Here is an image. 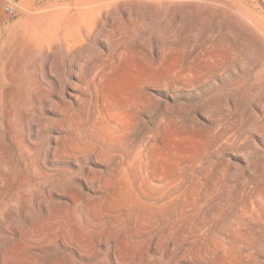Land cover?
Segmentation results:
<instances>
[{
	"label": "rangeland",
	"instance_id": "374dc122",
	"mask_svg": "<svg viewBox=\"0 0 264 264\" xmlns=\"http://www.w3.org/2000/svg\"><path fill=\"white\" fill-rule=\"evenodd\" d=\"M30 1L0 0V41L21 22ZM208 1L140 0L138 11L144 17H132L133 25L126 24L118 31L119 38L110 40L104 51L112 61L108 91L130 101L133 134L138 138L154 134L158 158L172 162L186 193H193L192 187L200 183L195 196L200 199L203 222L216 231L227 228L244 210L254 208L264 219V79L257 76L262 65L256 62V52L241 41V33L231 26L229 18L217 16L238 1L222 0L224 6L216 5L219 0L215 5H211L214 0ZM250 2H255L257 11L264 9V0ZM232 11L239 26L243 16L234 8ZM212 27L218 29L212 31ZM0 89L6 100L8 85H0ZM5 107L0 109V264H121L120 259L114 260L113 252H119L118 246L126 237L127 223L123 220L116 222L107 245H98L88 257L76 255L58 237L49 242L47 225L59 226V235L70 220L68 213L80 206L74 207L69 188L56 186L54 178L64 173L76 178L96 165L89 158L52 157L53 146L61 138L55 144L50 128L33 133ZM22 131L28 135L27 145L41 153L43 169L51 177L46 178L48 185L29 167L31 157L18 151L13 136ZM84 193H80L82 199L94 202L95 193ZM55 210L61 217L47 222ZM81 212L70 220V227L87 220ZM110 218L103 217L99 224L101 229L108 223L101 229L103 235L109 233ZM182 245L168 247L162 256L153 248L145 254L159 256L158 264H188L187 259L179 261L177 256L185 247ZM153 260L145 256L141 264H152ZM207 260L200 263L207 264Z\"/></svg>",
	"mask_w": 264,
	"mask_h": 264
},
{
	"label": "bare ground",
	"instance_id": "6f19581e",
	"mask_svg": "<svg viewBox=\"0 0 264 264\" xmlns=\"http://www.w3.org/2000/svg\"><path fill=\"white\" fill-rule=\"evenodd\" d=\"M236 1L230 6L243 16L239 26L234 23L233 8L220 11L217 16L229 18L231 26L241 33V41L256 52V62L262 65L257 76L264 79V9L257 11L255 2L251 4L250 0ZM139 2L32 0L26 4L27 12L21 22L0 41V85H8L6 100L0 92V109L5 104L8 113L35 134L52 129L55 134L50 139L56 144L61 138L53 146L52 157L89 158L96 165L76 176V182L74 174L62 173L63 177L54 178L56 186L69 188L68 196L74 207L80 203L79 210L68 213L69 219L82 211L87 220L79 223V216L76 228L70 227L71 221L66 220L59 235V226L47 225L49 242L58 237L64 247L72 248L78 256L88 257L98 245H107L116 222L123 220L127 223L126 237L122 245L119 243V252H113L114 260L120 259L121 264H141L145 256L149 261L154 259L152 264H158L159 256L158 260L157 256L152 257L154 254H145L149 248L162 256L168 247L173 249L182 244L185 247L177 256L179 261L187 259L188 264H201L207 259V264H264V219L260 212L254 208L244 210L225 229L215 231L212 225L206 226L200 199L195 196L200 183L192 187L193 193L182 190L181 175L173 171L172 162L158 158L154 134L149 132L139 138L133 134L130 101L108 91L112 61L104 49L110 40L119 38L118 31L126 24L133 25L132 17L141 15ZM214 3L217 1L211 5ZM216 5L226 3L219 0ZM217 29L212 27V31ZM13 138L18 151L31 157L29 167L45 183L50 174L43 169L41 153L27 145L28 135L24 132L14 134ZM41 179L39 184L43 185ZM80 193L86 196L95 193L94 202L82 199ZM90 207H94L93 211ZM54 212L47 222H57L61 217L58 210ZM106 216L111 217L109 233L103 235L101 229L108 223L101 229L99 224ZM113 248L115 251V245Z\"/></svg>",
	"mask_w": 264,
	"mask_h": 264
}]
</instances>
